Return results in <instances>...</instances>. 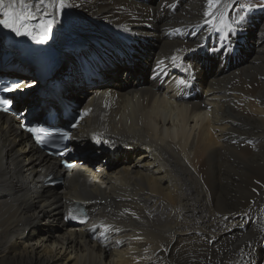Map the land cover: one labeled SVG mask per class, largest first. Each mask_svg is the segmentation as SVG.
Masks as SVG:
<instances>
[{"label":"bare ground","instance_id":"6f19581e","mask_svg":"<svg viewBox=\"0 0 264 264\" xmlns=\"http://www.w3.org/2000/svg\"><path fill=\"white\" fill-rule=\"evenodd\" d=\"M241 1L224 0L218 15ZM67 2L47 41L90 42L57 72L68 69L62 95L94 110L73 133L70 170L16 116L44 113L50 95L23 96L22 86L14 108H25L0 113V264H264V7L249 12L239 52L225 56L229 45L189 51L223 30L205 23L207 0ZM5 29L4 48L32 41ZM178 58L184 66L174 67ZM187 65L192 86L181 83ZM31 81L23 85L40 84ZM51 173L63 179L56 188ZM76 202L91 210L90 225L65 221Z\"/></svg>","mask_w":264,"mask_h":264},{"label":"snow or ice","instance_id":"6c2138e0","mask_svg":"<svg viewBox=\"0 0 264 264\" xmlns=\"http://www.w3.org/2000/svg\"><path fill=\"white\" fill-rule=\"evenodd\" d=\"M223 2L224 0H207L206 11L204 12L205 23L210 25L213 30L218 27V24L214 22L218 19V6ZM69 6L67 0H0V25L13 31L18 36L26 35L38 42H44L47 40L62 10ZM257 6L264 7V5ZM252 7V5L248 4L243 5L242 12L244 14H238L231 18L226 26L233 31L242 27L247 18L246 14L252 10ZM219 20L223 23L222 13L219 14ZM233 25L236 27L233 28ZM198 47H203V45H198ZM189 51H195V49H190ZM22 86L30 87V85L17 83H13L10 86L0 84V91L13 92ZM10 103V99L0 98V107L3 110H7ZM29 131L36 134V139L40 143H44L47 137L54 135L43 127H33ZM60 136L61 139H68L70 138V133L64 132Z\"/></svg>","mask_w":264,"mask_h":264},{"label":"rangeland","instance_id":"374dc122","mask_svg":"<svg viewBox=\"0 0 264 264\" xmlns=\"http://www.w3.org/2000/svg\"><path fill=\"white\" fill-rule=\"evenodd\" d=\"M247 1H251V2L254 4V5H252V6H253L252 9H253V8H255V9H259L257 5H264V3H263L264 0H261L262 3H260L261 1L258 2L259 0H245V1H241L240 3H246ZM255 4H256V5H255ZM260 8H262V7H260ZM240 13H242V12H240ZM61 21H63V19H62ZM63 71H64V70H63ZM38 90H39V89H38ZM25 102H26V101H25ZM27 102H28V101H27ZM23 105H25V103H24ZM17 108H18V107H17ZM17 108H16V109H17ZM100 156H102V155H100ZM101 158H105V157H100V159H101ZM58 186H59V185H58ZM58 186H57V187H58ZM55 187H56V186H55ZM69 226H70V225H69Z\"/></svg>","mask_w":264,"mask_h":264}]
</instances>
